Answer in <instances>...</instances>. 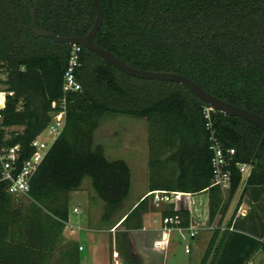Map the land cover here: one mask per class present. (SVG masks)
Masks as SVG:
<instances>
[{
  "label": "trees",
  "instance_id": "16d2710c",
  "mask_svg": "<svg viewBox=\"0 0 264 264\" xmlns=\"http://www.w3.org/2000/svg\"><path fill=\"white\" fill-rule=\"evenodd\" d=\"M35 0H0V73L7 96L5 138L30 154L29 143L65 98L62 132L33 177L22 205L0 188V264H50L64 240L67 199L89 178L104 203L103 221L119 212L130 191V170L94 146V132L110 114L145 120L148 136L147 192L200 193L206 188L213 219L221 191L210 186L206 106L181 85L122 74L92 52L80 54L78 92L64 94L63 72L71 46L31 36ZM103 21L95 45L147 72L187 77L205 92L264 118V0H100ZM92 0H37L35 23L53 34H86L95 21ZM125 104V107H117ZM20 107L19 110H17ZM212 128L235 155L229 166V200L239 190L249 211L212 232L200 264H247L264 252V132L237 117L210 113ZM251 166L242 184L237 164ZM228 200V202H229ZM227 204L224 206L226 211ZM147 197L122 219L117 249L125 264H139L128 231L143 228ZM223 212V213H224ZM164 214H173L171 210ZM81 255L69 257L78 264ZM75 262V263H73Z\"/></svg>",
  "mask_w": 264,
  "mask_h": 264
},
{
  "label": "rangeland",
  "instance_id": "374dc122",
  "mask_svg": "<svg viewBox=\"0 0 264 264\" xmlns=\"http://www.w3.org/2000/svg\"><path fill=\"white\" fill-rule=\"evenodd\" d=\"M6 75L0 73V79ZM117 107H125L118 104ZM94 146H101L109 160H122L130 170V191L121 209L109 221H103L104 203L99 200L89 178H84L78 190L68 195V226L76 232L77 244L59 246L50 264H71L70 255H82L84 264H125L117 249L118 235L125 230L119 226L123 217L146 195L148 175V136L145 120L126 115L110 114L104 116L94 132ZM206 205L208 193L197 196ZM13 203L22 205L23 212L30 204L27 196L12 197ZM234 200H229L227 210ZM242 202L249 204L247 198ZM76 209L77 212H73ZM157 207L150 203V211L143 217L144 230L128 231L131 251L138 258L139 264H200L211 237V232H202L196 239L189 238L185 231H173L169 248L156 253L153 242L159 233L150 231L152 217ZM81 248V249H80ZM134 250V251H133ZM116 253L117 255L115 256ZM258 251L252 256L253 264H264L262 254Z\"/></svg>",
  "mask_w": 264,
  "mask_h": 264
},
{
  "label": "built area",
  "instance_id": "2783aa9c",
  "mask_svg": "<svg viewBox=\"0 0 264 264\" xmlns=\"http://www.w3.org/2000/svg\"><path fill=\"white\" fill-rule=\"evenodd\" d=\"M81 47L71 46L69 50L66 68L63 72V92L64 94L78 92L81 86L76 80L75 71L80 66ZM0 79V188L11 197L27 196L33 177L38 172L42 162L46 158L49 150L58 138L65 124L66 101L61 99L58 109L49 113V122L45 128L35 136L29 143L30 154L25 156L19 144L9 145L5 132V116L3 110L6 107L7 96L12 95ZM20 107L17 109L19 110ZM208 106L202 109V116L205 121V130L208 132V151L210 153L211 178L209 187H217L222 194V202L213 219L209 213V197L206 205L197 196L207 192L206 188L200 193L176 192L156 190L147 192L145 197L149 203L157 207V213L152 217L150 231L159 233V237L153 242L154 251H166L170 245V236L173 231H185L189 238L196 239L202 232H214L219 230L233 231L228 228L230 221L243 219L248 211L249 204L239 202L240 192L238 191L230 210H225V205L229 200L230 170L229 166L235 155L233 148L224 147L212 128ZM241 175L242 184L250 173L249 164H237ZM231 200V201H232ZM171 210L173 214H164ZM73 212H77L76 209ZM224 212V213H223ZM145 227L143 226L142 230ZM81 249V248H80ZM115 256L117 255L114 253ZM264 258V253L262 254ZM252 259L247 264H253Z\"/></svg>",
  "mask_w": 264,
  "mask_h": 264
},
{
  "label": "water",
  "instance_id": "95a60500",
  "mask_svg": "<svg viewBox=\"0 0 264 264\" xmlns=\"http://www.w3.org/2000/svg\"><path fill=\"white\" fill-rule=\"evenodd\" d=\"M96 11L95 23L91 31L85 36H75V37H62L55 35L43 29H38L35 26L33 18V10H31V19L33 28L31 30V35L34 38L44 37L49 39L53 43L65 44V45H80L87 51L94 53L99 58L103 59L106 63L117 69L124 75L137 78L140 80H154L161 82H170L178 84L192 92L199 100H201L206 106H208L212 111L224 114L229 117H237L244 121L250 122L256 127L260 128L264 132V118L258 114L245 110L243 108L234 106L227 103L213 95L205 92L196 83L189 80L187 77L175 74V73H161V72H147L135 69L119 58L114 56L112 53L104 50L94 44V38L97 31L100 29L103 21V10L100 0H92Z\"/></svg>",
  "mask_w": 264,
  "mask_h": 264
},
{
  "label": "crops",
  "instance_id": "0c3cea01",
  "mask_svg": "<svg viewBox=\"0 0 264 264\" xmlns=\"http://www.w3.org/2000/svg\"><path fill=\"white\" fill-rule=\"evenodd\" d=\"M146 193H147V191H146ZM139 202V201H138ZM138 202H135V205L138 203ZM134 205V206H135ZM69 222V221H68ZM68 222L66 223V225H65V229H64V231H63V238H64V240H63V242H62V244H71V243H73V244H77V243H79V242H77V240H76V232L75 231H73L69 226H68ZM144 225V224H143ZM150 226H151V223H150ZM129 239L131 240V238H130V235H129ZM170 240H171V236H170ZM131 243V245H132V241L130 242ZM134 251V250H133ZM156 253H159L160 251H155ZM84 258L85 257H83L82 255H81V257H80V259H79V261H78V264H84ZM264 259V258H263ZM73 263H75V262H73Z\"/></svg>",
  "mask_w": 264,
  "mask_h": 264
},
{
  "label": "flooded vegetation",
  "instance_id": "af4514ba",
  "mask_svg": "<svg viewBox=\"0 0 264 264\" xmlns=\"http://www.w3.org/2000/svg\"><path fill=\"white\" fill-rule=\"evenodd\" d=\"M36 1L37 0H35V2H34V6H33V8H31L30 9V18H31V10H33V18H34V8H35V5H36ZM93 3V2H92ZM95 8V7H94ZM96 12V11H95ZM95 19H96V16H95ZM34 23H35V18H34ZM94 23H95V21H94ZM94 23H93V25H94ZM93 25H92V27H93ZM35 26L37 27V25H36V23H35ZM92 27H91V29H92ZM32 28H33V25H32V19H31V30H32ZM38 28V27H37ZM38 29H42V28H38ZM91 29L86 33V34H84V35H82V34H77L76 36H85V35H87L90 31H91ZM44 30V29H43ZM49 32V31H48ZM98 32V31H97ZM97 34V33H96ZM56 35V34H55ZM32 36V35H31ZM33 37V36H32ZM63 37V36H62ZM72 37H75V36H72ZM96 37V36H95ZM34 38V37H33ZM66 38H69V37H66ZM49 40V39H48ZM94 41H95V38H94ZM59 44V43H58ZM94 44H95V42H94ZM65 45V44H64ZM69 46H73V45H69ZM80 46V45H79ZM81 47V52H84V50L83 49H85V48H83L82 46H80ZM86 50V49H85Z\"/></svg>",
  "mask_w": 264,
  "mask_h": 264
}]
</instances>
